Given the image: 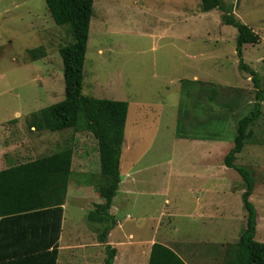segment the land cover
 Segmentation results:
<instances>
[{"label": "rangeland", "instance_id": "rangeland-1", "mask_svg": "<svg viewBox=\"0 0 264 264\" xmlns=\"http://www.w3.org/2000/svg\"><path fill=\"white\" fill-rule=\"evenodd\" d=\"M224 3L259 35V43L245 45L244 62L264 80V0ZM222 17L221 10L204 12L201 0H95L84 69L85 96L130 105L121 158L124 183L112 209L119 210V220L127 219V232L145 237L155 232L149 243H164L190 264H224L226 249L238 242L246 227V220L229 229L220 220H211V212H195L201 199L208 208L226 205L247 217L242 203L244 181L226 167L224 158L234 146L239 120L252 112L255 85L251 75L239 69L238 31L225 25ZM73 41L70 28L54 22L45 0H0V162L7 164L1 150L7 149L10 128L11 142L21 141V147L11 149L10 156L19 159L12 158L9 165L72 147L75 175L67 196L64 238L72 226L81 234L79 245L85 244L81 241L86 237L91 246L92 241L98 242L100 225L89 214L104 199L95 189L86 193V199L80 197L84 182L77 174L87 163L92 173L89 185L98 183L101 164L96 139L68 129L42 131L41 142L35 147L30 144L31 135L37 136L30 129L32 113L65 99L60 50ZM40 48L45 54L36 59L31 50ZM208 72L211 77L194 83L196 74ZM178 122L186 138L221 139L212 147L213 179L234 184L233 191L208 196L188 192L203 162L199 147L179 140ZM252 129L257 142L246 145L236 165L248 167L254 177L256 241L264 243V102L263 115ZM166 213L172 217L160 221ZM92 250L97 252L94 264H105L106 250ZM119 250L117 264H144L143 248ZM81 253L63 251L61 264H81Z\"/></svg>", "mask_w": 264, "mask_h": 264}, {"label": "trees", "instance_id": "trees-1", "mask_svg": "<svg viewBox=\"0 0 264 264\" xmlns=\"http://www.w3.org/2000/svg\"><path fill=\"white\" fill-rule=\"evenodd\" d=\"M45 1L54 22L60 27L68 26L74 41L60 50L64 63L65 99L32 113L30 129L52 133L73 129L76 133H90L96 139L101 174L94 187L104 203L97 204L89 218L103 227L98 237L107 252L105 264H114L118 250L108 245V237L118 223L111 209L123 182L121 158L130 105L126 101L98 99L83 94L95 0ZM201 2L204 12L221 10L223 23L237 29L239 69L251 75L256 94L252 112L239 120L234 146L224 158L226 167L235 170L244 181L242 203L247 213L246 227L238 242L226 249L224 264H264V243L256 241L258 214L251 201L255 180L251 169L236 165L238 155L246 145L257 142L252 128L263 115L264 80L244 62L245 45L259 43L260 37L233 14L234 8L227 6L224 0ZM38 51L41 54L37 55ZM31 54L37 59L45 54V50H31ZM221 122L222 118L219 126ZM177 132L179 138H186L182 135L179 122ZM214 140L221 139L214 136ZM74 154L72 147H66L51 155L0 171V221L20 220L25 224V240L11 244V257L39 255L36 257L42 258L43 264H57ZM149 264L188 263L176 250L156 242L152 246Z\"/></svg>", "mask_w": 264, "mask_h": 264}, {"label": "crops", "instance_id": "crops-1", "mask_svg": "<svg viewBox=\"0 0 264 264\" xmlns=\"http://www.w3.org/2000/svg\"><path fill=\"white\" fill-rule=\"evenodd\" d=\"M205 77H211L210 72L204 73L203 75H197L196 74L195 78H194V83L201 82L202 81L201 79H203ZM236 104H234V106ZM129 112H130V110H129ZM210 125H211V127L213 126V124H210ZM31 132H32V134H37L36 137H34V135H31L32 138H31L30 144L33 147H35L36 142L38 144L41 142V139H42L41 132L35 130V128H31ZM9 133H10V137L7 139L9 141V143L6 145L7 149L1 150L3 158H6L7 164H5V162H2V163L0 162V171L6 170V169L10 168L11 166H13V165H9L11 163L12 158L15 160L19 159V157L10 156L11 155L10 153L12 152V150H11L12 148L15 149L16 147L17 148L21 147V141H20V143H17L15 141L11 142L12 141L11 140V128H10ZM210 133H211V131H210ZM38 140H40V142H38ZM179 140L183 144L191 145L194 147H199L201 149L200 153H201V160L203 163L201 165L199 172L193 176L194 177L193 179L196 181V183L198 182V185H196V183L195 184H188L189 188L187 190L190 194H194V195L195 194H199V195L201 194V196H204V195L208 196L210 194L214 195V194H220V193L221 194H227L228 192H231L236 188V186H234V184H232V183L229 185L228 183H226L224 181L213 179V176L215 175L214 174L215 170L210 165V161L212 159V154H213L212 147L217 145L219 142V141L214 140L213 135H211V137H209L208 139L180 138ZM24 141H26V139ZM202 148H204V149H202ZM22 152H25V151H22ZM32 161H34V160H32ZM73 161H74V158H73ZM19 164H22V163H19ZM87 165H88L87 163H84L82 165L83 169L77 174V175H79L81 180L84 182V185L82 184L81 189L78 191V194L80 195V197H84V199H86V197H85L86 193L89 194L90 190L94 191V189H95L94 186L92 187V185H89L90 180H91L90 175L92 173H90L89 168H86ZM72 170H73V174H72V176H73V175H75L74 174L75 170L73 168V165H72ZM135 175H137V173ZM71 179H72V177H71ZM71 182L72 181L70 180V183ZM123 183H124V181L121 183V185H123ZM134 183H135V179L133 178L131 186ZM69 186H70V184H69ZM120 189H121V187H120ZM167 190L168 189L163 190L162 193L166 194ZM68 193H69V188H68ZM68 193H67V196H68ZM95 195H96V193H95ZM199 201H200V205H198V207L195 208V212H197V210H199L200 213L203 211L211 212L212 214H208L209 216H211L210 217L211 220H220L221 223L224 226L226 225L229 229L232 228V226H234L235 224H236V226L239 225V223H240V225H242L245 220H246V224H247L246 216L242 215L239 212H236V210L232 211L231 207H227L226 205H219L218 206V204H213V205L210 204L209 206H211V207L208 208L207 205L202 204L201 199H199ZM168 202L169 201L167 200L166 203H168ZM67 205H68V201L66 198V204L64 205L65 213H66ZM116 212H119V210H115V212H114V210L111 209V214L116 217L118 223H117V226L111 231V233L109 234V237H108V245H111L113 248H116L118 250V254L116 256L114 264H117V262L120 260V255H121L120 250H119L120 247H123V248L127 247L129 249V251L134 250V249L140 250V248H143L142 254H144V257H145L144 264H149L152 246L154 243H156V241H152L151 243H149V241H151L154 238L155 232L152 233L150 231L149 232L150 234L146 235L148 238L145 236L133 234L132 232H127L125 229V224H126L127 219H125L124 221L119 220L116 216ZM213 212H215L217 214L216 217H212ZM90 214H89V216H90ZM165 216L172 217L171 214H169V213L162 214L160 217V221ZM65 222H66V217L64 215L62 234H61V239H60V249H59V256H58L57 264H61V256H62L63 251H73L75 249L82 250V253H81L82 256H80V258H79V259H82L81 264H94L96 262L97 252H96V250L93 251L92 249L93 248H95V249L101 248V250L105 249V245L100 243L99 237H98L99 234H101L103 227H101V225H100L97 228L98 242H93L92 239L88 237L92 241L91 246H88L87 245V238L85 237V240L81 241V242H85V244L79 245V239H80L79 235H81V234H80L79 230H77L76 228H73L72 226H71L69 232L67 233V236L64 238L65 224H66ZM150 229L153 230V225ZM24 230H25V224H24V222H21L20 220H15L14 222L0 221V264H43V261L41 260L42 258L36 257L39 255H36L35 256L36 258L35 257H24V256L23 257H11L12 252H11L10 246L12 243H17L20 240H22V241L25 240ZM201 238H203V237H201ZM147 239H149V240L145 241ZM64 241L66 244L65 246H63ZM147 243H149V244L147 245ZM162 244H164V243H162ZM123 245H126V246H123ZM78 247H82V248H78ZM44 259H46V258H44ZM184 260L188 264H190L187 261V259H184ZM70 264H74V262H71ZM76 264H80V263L77 262Z\"/></svg>", "mask_w": 264, "mask_h": 264}]
</instances>
